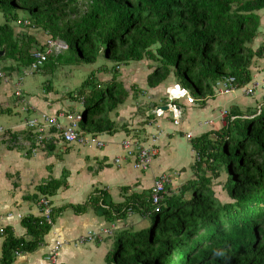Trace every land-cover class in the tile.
I'll use <instances>...</instances> for the list:
<instances>
[{
  "label": "trees",
  "instance_id": "obj_1",
  "mask_svg": "<svg viewBox=\"0 0 264 264\" xmlns=\"http://www.w3.org/2000/svg\"><path fill=\"white\" fill-rule=\"evenodd\" d=\"M263 11L264 0H0L5 20L0 59L17 68L33 64L36 41L28 35L16 39L8 25L24 22L68 47L64 56H49L45 69L98 60L115 66L148 61L155 65L147 78L150 89L173 78L195 99H204L217 94V82L228 78L238 87L250 85L254 60L264 56L263 45L253 49ZM116 78L114 73L102 88L88 80L77 91L84 134L114 132L109 114L129 97ZM250 115L231 112L213 142L194 143L200 160L194 161V179L176 192L166 186L157 206L150 192L119 205L100 192L84 205L57 212L70 209L78 215L90 207L101 210L107 222L130 214L145 221V227L117 234L109 264H264V107ZM222 174L227 202L213 189ZM61 185L51 181L40 193L49 200ZM54 216L53 210L52 223ZM22 226L31 239L9 237L0 264H10L16 252L35 250L51 230L42 218L24 219Z\"/></svg>",
  "mask_w": 264,
  "mask_h": 264
},
{
  "label": "crops",
  "instance_id": "obj_2",
  "mask_svg": "<svg viewBox=\"0 0 264 264\" xmlns=\"http://www.w3.org/2000/svg\"><path fill=\"white\" fill-rule=\"evenodd\" d=\"M256 60L251 67L250 85L264 81V66L262 69L256 67L258 62L264 63V56ZM13 64L16 75L13 73L0 82V129L3 130L0 134V228L4 229V233L0 234V259L9 237L24 241L31 239L22 222L24 219L41 218L38 201L43 196L40 189L51 181L62 185L49 198L55 211L51 230L35 250L13 257L10 264H52L47 257L56 241L63 243L56 264H109L115 238L134 214L124 220L107 222L101 210L95 208L88 207L85 213L78 215L70 209L57 210L69 205H84L92 195L97 196L100 192L106 194L110 203L119 205L131 195L149 193L160 176H168L167 187L178 189L194 179L193 144L198 141L213 142L215 133L225 127L226 122L220 118L221 111L253 115L260 111L264 102V91L261 89L256 90L253 96H246L245 90L250 85L237 87L228 95L215 94L196 99L193 105L182 100L178 102L182 116L176 127L171 113L155 114L157 107L166 104L165 90L175 83L158 88L161 93L164 92L163 102L156 104L151 113L146 112V117L137 113V103L131 106L129 100H134L137 92L132 87L125 103L112 112L114 119L109 116L115 125L114 132L109 135L87 134L96 136L103 143L102 147L67 144L59 132L45 125L41 116L81 114L78 111L80 108L73 111L70 104L63 105L52 99L51 94L42 95L40 92H36V97L30 96L25 107L18 109L16 102L11 108L10 100L14 94L10 87L15 91L19 89L20 83L15 80L19 78V70L29 75L34 73L30 67L17 68V64ZM147 88L150 90L148 94L152 95L154 89ZM253 98H256V103ZM34 119L39 121L40 131L26 127L25 123ZM208 121L212 124L205 125ZM59 122L67 124L65 118H60ZM188 133L192 139L186 138ZM152 136H158L153 145L156 149L153 162L147 171L135 170L134 157L126 156L122 142L130 140L149 146ZM116 159L120 162L115 163ZM103 230L110 234H102ZM88 233H100L101 237L79 244V238Z\"/></svg>",
  "mask_w": 264,
  "mask_h": 264
},
{
  "label": "rangeland",
  "instance_id": "obj_3",
  "mask_svg": "<svg viewBox=\"0 0 264 264\" xmlns=\"http://www.w3.org/2000/svg\"><path fill=\"white\" fill-rule=\"evenodd\" d=\"M258 14L260 15V18L264 17V11ZM3 25H5V20L3 15L0 13V27ZM8 25L13 29L14 37L16 39L21 38L22 35H28L34 38L37 46L32 48L31 52L33 53L43 49L46 45V41L49 39L46 37L44 32L31 28L28 23H10ZM261 29L262 32H260L258 39H256L253 44L254 50L260 45L264 46V19L261 22ZM67 53V50L64 51L63 56ZM51 55L56 56L55 54ZM50 60L51 58L49 57L45 62L47 63V66L50 65V63H48ZM13 63V61H5L0 59V67L2 69L4 79L11 77L13 73L16 75V70ZM44 66L39 69H35L34 73L31 75L28 73L24 74L21 69L19 70L17 75L19 78L15 80L20 83L18 88L21 91V96L17 97L15 95L16 91L13 89V87H10L12 94H14V97L10 100L11 108L15 106L16 102H18V109L23 108V106L25 107V105H27V101H29V97H36V92H40L42 95L51 94L53 97L52 99L57 100V102H60L63 105H66V103L70 104L73 107H71L73 111L79 108L82 110L81 100L77 101L75 97V94L79 90L80 86L88 80H93L94 82L96 80L95 84H97L99 88H102L107 83H109L111 77H113L114 73H116V81L122 83L126 90L129 89L127 90L128 92H130L132 87L136 88L137 92H135L134 100L131 99L129 101L132 103L131 106H134L135 103H137V106L139 105L138 107L136 105L135 106L137 107V113L140 115V117H146V112H148V114L151 113V111L154 110L156 104L163 102L162 96H164V92L161 93L158 88L167 87L169 84L175 83L173 78H169L157 88L152 90V95L148 94L150 90L146 86V79L147 76L152 73L155 67L153 63L148 61L130 63L127 66H115L111 63H105L102 60H98L93 65H86L84 63L66 65L64 63H60L52 65L51 68L46 69ZM263 66L264 63L262 64L261 62L256 64V67L259 69H262ZM10 67H12V69L9 70L8 68ZM1 80L2 79L0 78V82ZM252 100L254 103H256V98H253ZM259 102L261 101L259 100ZM127 104L129 105V102H127ZM262 105L264 107V102ZM80 109L78 111L82 112ZM109 116L114 119L112 113H110ZM224 181L225 174H222L221 178L212 182L216 197L221 202L228 201L226 193L223 191L221 185ZM171 190V192H176V189ZM146 225L147 223L145 221L140 220V218L137 216L131 215L129 217V221L125 224V228L130 226L141 228L145 227Z\"/></svg>",
  "mask_w": 264,
  "mask_h": 264
},
{
  "label": "built area",
  "instance_id": "obj_4",
  "mask_svg": "<svg viewBox=\"0 0 264 264\" xmlns=\"http://www.w3.org/2000/svg\"><path fill=\"white\" fill-rule=\"evenodd\" d=\"M54 49V50H53ZM68 49L67 45L59 42V41H53L51 39H48L46 41L45 45V50L44 51H36L33 54L34 62L30 66L31 70L34 71L35 69L41 68L44 63L48 60V57L51 54H61V52L66 51ZM0 78L4 79L2 69L0 67ZM217 87V94L219 95H228L235 91L237 89V85L235 84V80L233 78H228L225 81L222 82H217L216 84ZM261 89L264 91V81L261 83H254L251 84L248 89L245 90L246 96H253L256 90ZM15 95L17 97L21 96V91L18 89L15 92ZM165 97H166V104L164 106L168 107V110L165 113H171V118L173 120L174 126H178L180 119H181V110L180 107L178 106V102L180 101H185L186 104L188 105H193L197 101L196 99L190 94L188 90L185 88L181 87L179 84H175L171 87H168L165 90ZM164 106H159V107H164ZM159 107L156 108L155 114L161 116L164 111H162ZM229 116L228 111L223 110L220 113V118L226 122L227 118ZM60 118H65L67 121L66 125H61L59 122ZM41 120L45 123L50 128H53L56 132H59L61 134V137L63 141L67 144H72V143H77L82 146H88V145H94L97 148H100L103 146V143L101 141H98L96 139V136L94 135H87L84 134L81 129H80V123L82 121L81 114H69V115H64L61 114L58 117H48L46 115L41 116ZM233 120V118H231ZM27 128L30 129H38L40 131V126H39V121L34 119L31 121H28L25 123ZM212 122L208 121L205 122V125H211ZM3 133V130L0 129V134ZM187 139H192V135L188 133L186 135ZM41 139L39 138L38 143H40ZM158 141V136H152L151 137V144L148 145H143L138 142H132L130 140H124L122 142V149L125 152L126 156L128 157H134V163H133V168L135 170L144 172L147 171L152 162L153 159L156 155V149L153 145L156 144ZM195 161L199 162V157L197 154H195ZM120 159H116L115 163H119ZM169 178L168 176H160L158 177L151 189H150V196L152 199L153 205L157 206L162 199V196L165 194V188L167 184L169 183ZM38 208L40 209L41 213V218L44 220V222L49 225L53 226L52 223V206L50 204V201L42 197L38 201ZM155 212H158V208L155 209ZM4 233V229L0 228V234ZM102 234L107 235L110 234L107 230H103ZM101 234L97 233H88L87 235L80 237L78 243L79 244H84V243H89L92 241H95L97 239H100ZM63 243L60 241H56L55 244L53 245L50 254L47 257V260L50 261L52 264H56L60 250L62 249ZM21 255V253H14L15 257H18Z\"/></svg>",
  "mask_w": 264,
  "mask_h": 264
},
{
  "label": "water",
  "instance_id": "obj_5",
  "mask_svg": "<svg viewBox=\"0 0 264 264\" xmlns=\"http://www.w3.org/2000/svg\"><path fill=\"white\" fill-rule=\"evenodd\" d=\"M5 54V48L3 47L1 50H0V58H2ZM162 111L166 112L168 110V107L167 106H164V107H159Z\"/></svg>",
  "mask_w": 264,
  "mask_h": 264
}]
</instances>
